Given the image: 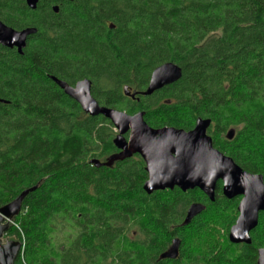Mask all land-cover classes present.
I'll return each mask as SVG.
<instances>
[{"label": "trees", "instance_id": "trees-1", "mask_svg": "<svg viewBox=\"0 0 264 264\" xmlns=\"http://www.w3.org/2000/svg\"><path fill=\"white\" fill-rule=\"evenodd\" d=\"M0 21L37 30L22 54L0 46V207L40 184L4 235L22 243L14 264H256L264 212L249 245L224 239L201 252L208 215L228 233L236 204L197 189L146 195L135 161L94 167L114 148L112 125L84 114L50 76L70 86L88 79L99 105L143 112L154 129L209 119L213 147L264 181V0H39L35 10L0 0ZM166 62L180 80L123 95L144 91ZM192 203L205 210L182 227ZM174 238L178 258L159 260Z\"/></svg>", "mask_w": 264, "mask_h": 264}, {"label": "water", "instance_id": "water-1", "mask_svg": "<svg viewBox=\"0 0 264 264\" xmlns=\"http://www.w3.org/2000/svg\"><path fill=\"white\" fill-rule=\"evenodd\" d=\"M26 6L35 10L39 0H24ZM57 2L58 0H52ZM72 1V0H66ZM58 13V5L51 7ZM35 28L14 30L0 21V46L15 49L19 54L25 48L28 39L35 35ZM181 68L166 62L156 67L150 74L147 87L140 93L123 88V95L135 99L151 96L162 88L180 80ZM50 80L65 95L78 104L82 112L90 117L101 116L108 120L117 132L112 145L119 150L104 163L97 159L90 161L94 167L111 168L114 163L122 162L138 154L145 163L148 179L142 190L146 195L177 188L181 192L199 190L209 202L215 200L217 182L222 183V196L226 199L241 197L236 210L237 217L229 228L227 239L233 245L251 243L249 234L258 225L259 214L264 212V181L259 174L244 171L234 161L213 147L207 130L209 119H196L192 129L185 131L173 127L154 129L144 121V113L128 115L125 112L99 105L91 95V82L82 79L73 86L50 76ZM0 103L5 101L0 99ZM128 134L126 139L124 136ZM234 131H227L225 138L233 139ZM22 191L15 199L0 207V264H14L22 250V243L14 238L4 239L14 218L20 214L24 198L39 188ZM205 210L200 203H192L186 210L181 226H188L192 220ZM180 240H171L168 248L162 252L159 260H176L179 256ZM256 264H264V247L257 250Z\"/></svg>", "mask_w": 264, "mask_h": 264}, {"label": "rangeland", "instance_id": "rangeland-1", "mask_svg": "<svg viewBox=\"0 0 264 264\" xmlns=\"http://www.w3.org/2000/svg\"><path fill=\"white\" fill-rule=\"evenodd\" d=\"M112 129H113L114 136H115L117 132L114 130L113 126H112ZM235 203H236V200H235ZM222 222L223 220L221 219L220 216L217 217L216 215H213V213H210L208 215V217L206 218V222L204 224L203 237H200L199 239L195 240V243H197L201 252H204L212 243L217 242L218 244H221L224 241V239H227V232L225 231V227L223 226ZM12 224L14 223L12 222ZM132 232H133L132 237H136V233L133 230ZM130 234H131V231H130ZM62 237L63 235L61 233H58V239L60 240V242H62L61 241ZM20 259L22 260L21 254H20Z\"/></svg>", "mask_w": 264, "mask_h": 264}, {"label": "flooded vegetation", "instance_id": "flooded-vegetation-1", "mask_svg": "<svg viewBox=\"0 0 264 264\" xmlns=\"http://www.w3.org/2000/svg\"><path fill=\"white\" fill-rule=\"evenodd\" d=\"M52 1V0H51ZM61 2H59V4H60ZM58 4V5H59ZM52 6H54V5H52ZM91 88H92V84H91ZM99 104V103H98ZM102 106V105H101ZM126 139L128 138V134H126L125 136H124ZM114 138V137H113ZM114 147V146H113ZM217 150V149H216ZM119 152V150L118 149H116L115 147L113 148V150L111 151V153L110 154H108L107 156H105V157H103V158H98L97 160L99 161V162H101V163H104L105 161H106V159L108 158V157H110L111 155H114V154H117ZM220 152V151H219ZM125 161H129V162H131V161H135V162H137V163H139V165L141 166V169H142V171H143V180H142V186H143V184H144V182L148 179V174H147V172L145 171V163H144V161H143V159L138 155V154H134V155H132L130 158H128V159H126V160H124V161H122V162H125ZM122 162H116V163H122ZM116 163H114L113 164V166L110 168V169H113L114 167H115V164ZM236 164V163H235ZM237 165V164H236ZM102 168V167H101ZM221 188H222V183L221 182H217L216 183V187H215V196L217 195V196H220L222 199H224V200H226L227 202H231L232 203V205L233 204H236L235 206H234V208L232 209V210H235L236 211V213H237V210H236V207H237V205H238V203H239V201H240V199H241V197H235V198H233V199H226L224 196H222V191H221ZM174 189H177V188H174ZM178 190V189H177ZM180 191V190H179ZM199 191V190H198ZM187 192V191H186ZM182 193H185V192H182ZM204 196V195H203ZM205 197V199H207L208 200V198L206 197V196H204ZM235 200H236V203H235ZM209 201V200H208ZM189 207V206H188ZM229 210V209H228ZM231 210V211H232ZM230 211V210H229ZM263 213V212H262ZM237 217V216H236ZM234 224V223H233ZM232 224V225H233ZM231 225V226H232Z\"/></svg>", "mask_w": 264, "mask_h": 264}, {"label": "built area", "instance_id": "built-area-1", "mask_svg": "<svg viewBox=\"0 0 264 264\" xmlns=\"http://www.w3.org/2000/svg\"><path fill=\"white\" fill-rule=\"evenodd\" d=\"M21 252H22V250H21Z\"/></svg>", "mask_w": 264, "mask_h": 264}]
</instances>
